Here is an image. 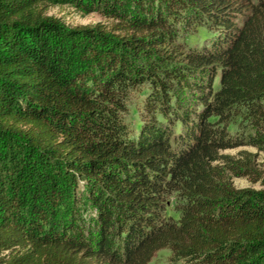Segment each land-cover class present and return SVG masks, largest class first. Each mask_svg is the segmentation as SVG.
<instances>
[{
	"label": "trees",
	"instance_id": "1",
	"mask_svg": "<svg viewBox=\"0 0 264 264\" xmlns=\"http://www.w3.org/2000/svg\"><path fill=\"white\" fill-rule=\"evenodd\" d=\"M56 4L109 15L114 34L65 26ZM199 25L209 45L185 42ZM189 85L197 108L172 102ZM245 146L264 153V0H0V264H147L165 247L264 264V171L222 152Z\"/></svg>",
	"mask_w": 264,
	"mask_h": 264
},
{
	"label": "rangeland",
	"instance_id": "2",
	"mask_svg": "<svg viewBox=\"0 0 264 264\" xmlns=\"http://www.w3.org/2000/svg\"><path fill=\"white\" fill-rule=\"evenodd\" d=\"M125 1V0H124ZM129 1V0H126ZM256 1V0H254ZM47 14L57 17L65 26L74 28L78 26H92L94 24H99L100 27L108 30L111 34H114L113 31L110 30L111 24L114 20L102 13L101 11H92L86 12L78 7H74L68 4H56L51 5L47 9ZM214 31L212 28H208L205 25H199L192 27V29L188 30L185 34V42L192 45L202 46V45H209L211 39L214 37ZM87 40L83 42V48L86 46ZM85 45V47H84ZM73 59L75 62L76 68L79 70H83V60L80 57V54H74ZM193 89L189 85L188 87H178L175 86L173 91V99L172 102L175 101L178 104H181V107H188V108H197L200 106L199 102H195L193 96ZM147 94V86L141 87L139 89L132 90L129 94L127 100V108L124 114V119L128 126L130 127L133 134H136L138 128L140 127L141 122L147 117V111L145 106V99ZM177 104V105H178ZM172 115V114H171ZM180 122V121H179ZM180 123L177 122L176 125L179 126ZM237 128V124L233 123L228 126L229 131L233 132ZM245 149L252 153H255V162L256 166L264 171V153L257 151L255 147L252 146H245V147H237V148H230L222 151L225 154L236 155L238 150ZM235 187L242 188V187H249V188H260L259 183H253L246 177H232L231 178ZM168 202L166 204L165 213L172 215L174 217L177 216V213L174 209L175 197L171 196L168 198ZM85 207V219H90V213L88 209V205L83 204V208ZM65 208V207H64ZM67 216L66 214L64 215ZM171 251L169 248H161L157 250L154 255L151 257L147 264H183L185 260L180 262H172L170 260Z\"/></svg>",
	"mask_w": 264,
	"mask_h": 264
}]
</instances>
